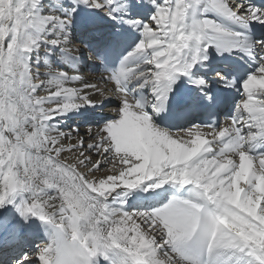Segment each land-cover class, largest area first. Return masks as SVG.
Instances as JSON below:
<instances>
[{
    "label": "snow or ice",
    "instance_id": "1",
    "mask_svg": "<svg viewBox=\"0 0 264 264\" xmlns=\"http://www.w3.org/2000/svg\"><path fill=\"white\" fill-rule=\"evenodd\" d=\"M148 3L143 20L137 0H70L60 13L0 0V208L15 207L16 235L29 218L47 226V242L14 264H264V39L250 32L264 7ZM80 7L139 34L115 67L106 62L127 34L87 22L74 34ZM209 49L255 67L224 124L173 129L217 103L201 75ZM84 55L101 66L93 80L78 71ZM182 77L202 100L173 91ZM113 102L83 132L66 125L69 113Z\"/></svg>",
    "mask_w": 264,
    "mask_h": 264
},
{
    "label": "bare ground",
    "instance_id": "2",
    "mask_svg": "<svg viewBox=\"0 0 264 264\" xmlns=\"http://www.w3.org/2000/svg\"><path fill=\"white\" fill-rule=\"evenodd\" d=\"M64 1H66L68 4L70 3V0H60V3L65 5ZM138 3H140L141 7L139 10V13H144L146 15V11H153L152 5L148 3V0H137ZM142 2H145V5H142ZM44 3L47 5V8L45 9L47 11L48 8L52 9L56 13L62 12L63 9L59 5L56 4L55 0H44ZM256 7H264L258 6L257 4H254ZM143 15V16H144ZM143 20H146L147 18H140ZM76 20L78 22V27L76 30V35L79 33V24L82 23H89L90 20H92V23L95 22V26L98 29L108 31L107 28H121L122 30H130L132 32L133 36V42L132 45L136 42V39L139 38V34L134 32L132 29L129 28L128 25L121 23L119 20L117 21H110L106 16L103 14L96 12L94 10H89L83 7H80L76 13ZM106 20L105 25H101L102 22ZM227 23V22H226ZM233 26V25H229ZM250 32L252 34H256L253 36L255 39H264V26L253 24L250 26ZM131 45V46H132ZM130 46V48H131ZM209 53L213 54L214 56H217L215 53V50L209 49ZM224 57L229 56L227 54L222 55ZM218 57V56H217ZM83 59V56L81 60ZM84 60L79 64L78 71L81 72L84 70L85 66L83 65ZM65 71H72L71 66L62 64L60 65ZM100 66V65H99ZM199 67V66H197ZM101 69V66L99 69L94 73L92 77H87L89 80H93L99 76V71ZM220 72L221 70L218 69ZM213 75V74H212ZM185 81H187L186 78H184ZM242 80V79H241ZM240 80H237L236 83H234L235 93L234 98L235 101L239 100L240 94L242 92L241 86H240ZM116 102L105 104L103 107L97 106L94 108H84L81 109L78 113H69V116L66 118V125L70 126L73 124H76L81 127V131L83 132L87 124L89 123H98L102 119L109 118L111 116V113L107 111V108L115 107ZM188 118L189 113L186 114ZM63 126V125H62ZM186 127V126H185ZM188 127V126H187ZM65 131L68 130V127H65ZM67 143V142H65ZM64 155L70 156V153H65ZM7 211H5V208H0V213L4 214L7 217V223L5 226L0 227V264H14L15 260L18 259L21 255H23L25 252H30L34 250L38 245H43L47 242V226L43 225L38 219L35 218H29L26 225L19 230V235H16L13 233V225H16L20 222V217L18 213L16 212V209L13 205H6L5 206ZM27 230V236L31 237V241H29L31 244L34 245L29 250L26 247V251L22 252L19 249L21 248V244L26 240H23L24 237L23 232ZM16 246V249L14 252H12V246ZM9 244V245H8ZM19 246V247H18ZM103 264V262H101Z\"/></svg>",
    "mask_w": 264,
    "mask_h": 264
},
{
    "label": "rangeland",
    "instance_id": "3",
    "mask_svg": "<svg viewBox=\"0 0 264 264\" xmlns=\"http://www.w3.org/2000/svg\"><path fill=\"white\" fill-rule=\"evenodd\" d=\"M64 3H65V7H64V9L62 10V11H66L67 10V6H68V3L66 2V1H64ZM152 12H149L148 13V15H147V17L151 14ZM85 62V61H84ZM216 71H218V70H215L214 72H216ZM213 72V73H214ZM210 73H212V72H210ZM24 243H26L25 241H24ZM19 247V246H18ZM21 247V246H20ZM20 250V249H19ZM20 251H22V252H25L26 251V248H24L23 250H20Z\"/></svg>",
    "mask_w": 264,
    "mask_h": 264
}]
</instances>
